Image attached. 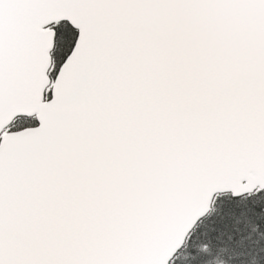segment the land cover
Returning <instances> with one entry per match:
<instances>
[{"label": "snow or ice", "instance_id": "snow-or-ice-1", "mask_svg": "<svg viewBox=\"0 0 264 264\" xmlns=\"http://www.w3.org/2000/svg\"><path fill=\"white\" fill-rule=\"evenodd\" d=\"M0 264H264V0H0Z\"/></svg>", "mask_w": 264, "mask_h": 264}]
</instances>
